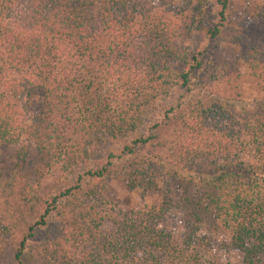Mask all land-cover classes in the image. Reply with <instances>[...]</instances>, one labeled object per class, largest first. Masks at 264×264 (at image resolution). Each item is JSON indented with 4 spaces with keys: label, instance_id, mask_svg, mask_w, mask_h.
Returning a JSON list of instances; mask_svg holds the SVG:
<instances>
[{
    "label": "trees",
    "instance_id": "trees-1",
    "mask_svg": "<svg viewBox=\"0 0 264 264\" xmlns=\"http://www.w3.org/2000/svg\"><path fill=\"white\" fill-rule=\"evenodd\" d=\"M215 1L0 0V264H264V47L224 56ZM114 181L159 201L107 232Z\"/></svg>",
    "mask_w": 264,
    "mask_h": 264
},
{
    "label": "rangeland",
    "instance_id": "rangeland-1",
    "mask_svg": "<svg viewBox=\"0 0 264 264\" xmlns=\"http://www.w3.org/2000/svg\"><path fill=\"white\" fill-rule=\"evenodd\" d=\"M212 5L209 8L212 23L216 21L217 6L215 0H212ZM234 17L230 24V33L232 36L241 35L242 42L228 44L226 39L221 40V51L224 56H228L230 59L237 58L243 51L253 45H259L264 47V26L258 21H252L246 18L243 14V2L242 0H232ZM185 45L192 51H203L209 43L201 35H193L190 40L185 42ZM159 116L149 117L148 122L158 121ZM147 122V123H148ZM149 125V124H147ZM142 133V132H141ZM27 146V144L21 141L19 144L2 145L0 146V167L8 169L15 165L17 162V153L20 148ZM171 191V190H170ZM168 191H163L162 196L167 195ZM107 204L104 207V214L108 217L107 222L104 224V230L107 232H114L115 226L113 221H120L123 215L132 210H140L146 206H152L158 204L159 194H143L139 191H132L125 186L121 181H114L107 186L106 189ZM180 198V194L175 190L172 191V200L177 202ZM181 219L180 213L175 206L165 219L162 226L171 229L176 235L182 234V230L178 227L179 220ZM207 256V255H206ZM211 259L220 263L239 261V257L234 252L218 253L216 256H211ZM207 258H205V261Z\"/></svg>",
    "mask_w": 264,
    "mask_h": 264
}]
</instances>
